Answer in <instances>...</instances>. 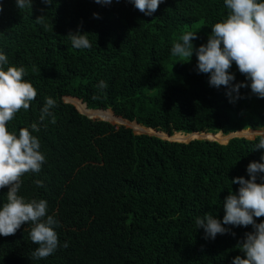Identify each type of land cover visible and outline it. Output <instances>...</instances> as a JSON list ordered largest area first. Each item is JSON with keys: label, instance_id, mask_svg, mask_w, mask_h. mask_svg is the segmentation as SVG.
I'll list each match as a JSON object with an SVG mask.
<instances>
[{"label": "trees", "instance_id": "trees-1", "mask_svg": "<svg viewBox=\"0 0 264 264\" xmlns=\"http://www.w3.org/2000/svg\"><path fill=\"white\" fill-rule=\"evenodd\" d=\"M0 4L5 70L23 67L24 79L37 90L29 109L8 122V130L32 131L45 98L57 104L50 110L56 122L46 117L40 131L32 132L45 162L38 173L21 178L18 195L46 200L47 214L59 222V246L43 259L33 257L38 245L30 239L31 223L15 235H0V264H231L235 256L243 257L239 244L254 230L251 225H225L229 231L212 239L197 229L196 219L211 214L222 222L225 198L240 187L231 181L249 179L250 162L264 163V149H255L264 137L171 141L92 120L60 99L80 97L92 108H111L167 135L206 132L217 138L264 130V98L251 92L235 62L229 70L235 75L232 83L249 85L235 102L225 86H211L210 74L197 70L195 49L226 18L224 0H163L152 16L131 0L107 5L32 0V8L24 9L16 0ZM77 31L87 33L90 48L72 46L68 35ZM189 31L198 36L192 57L173 56V45ZM101 81L106 88L98 87ZM74 101L94 118L103 113ZM7 191L0 189V208ZM254 219L264 222V217Z\"/></svg>", "mask_w": 264, "mask_h": 264}, {"label": "clouds", "instance_id": "clouds-1", "mask_svg": "<svg viewBox=\"0 0 264 264\" xmlns=\"http://www.w3.org/2000/svg\"><path fill=\"white\" fill-rule=\"evenodd\" d=\"M44 2L47 3L48 0H44ZM95 2L107 5L112 0H95ZM131 2L140 12L146 16H152L163 0H131ZM16 3L19 9L32 8V0H16ZM224 3L229 10L226 18L222 22L215 23L211 28L207 43L195 49L198 60L197 70L199 73L210 74L209 84L211 86L217 88L225 86L228 89L226 94L230 98V102H235L241 98L239 90L249 86L243 82L232 83L235 80V75L229 70L235 62L240 73L250 81L251 92L259 98H264V0H224ZM2 11L3 5L0 4V12ZM94 16L98 18V14L94 13ZM42 17L37 20H42ZM68 36L71 38L72 46L76 49L91 47L87 33L81 34L77 31L69 33ZM195 39H198L197 32L185 33L181 38L182 42L173 45L171 54L191 58L194 51L193 40ZM7 64V56L0 53V189H8L7 202L0 208V235L5 237L15 235L23 224L31 223L33 227L30 231V239L33 244L38 245L33 252V257L43 259L52 255L59 246L58 234L55 231L59 222L54 216L47 214L46 200H26L25 197L18 195V192L21 188V178L26 173H38L42 163L45 162V156L40 151V140L32 132L40 131V123L46 117L51 116V122H56L55 116L50 110L57 104L53 98L46 97L39 122H33L30 125L32 131L29 128H21L18 135L10 132L7 127L8 122L21 109H29L31 102L37 96V90L32 83L24 79L25 69L23 67L9 66L5 70L4 65ZM98 87L104 89L107 85L101 81ZM234 93L235 95H233ZM60 99L64 103L73 105L80 114L92 120L110 122L105 118L92 117L80 109L74 99L85 104L89 111H112L115 116L125 120L118 122L119 125L131 128L136 134L156 135L164 139L169 138L168 140L171 141H182L164 137L160 132H167L163 130L147 127L136 120L129 121L116 115L111 108H92L80 97L64 95ZM134 123L145 128L142 130L147 132L137 131ZM246 130L254 131V129ZM235 132L224 136H231ZM176 133L181 132H175L172 135ZM189 134L192 133L184 135ZM232 137L236 136L232 135L230 138ZM192 139L182 142H189ZM255 149H264V138L259 139ZM247 173L249 179L236 177L231 181L233 184H239L240 187L238 193L230 191L225 198L223 202L225 215L222 222L211 214H205L202 218L196 219V226L197 229H204L205 238L214 239L217 234L229 231L224 227L225 225L244 227L251 225L254 230L246 233L245 239L239 244L244 256H235L231 264H264V222L257 223L254 219L264 217V176L260 175L264 173V163L250 162L247 166ZM258 177L261 180L259 183L257 182ZM36 183L42 186L41 181H36ZM64 247H67L66 243Z\"/></svg>", "mask_w": 264, "mask_h": 264}, {"label": "rangeland", "instance_id": "rangeland-1", "mask_svg": "<svg viewBox=\"0 0 264 264\" xmlns=\"http://www.w3.org/2000/svg\"><path fill=\"white\" fill-rule=\"evenodd\" d=\"M109 114V113H108ZM111 115V114H110ZM95 117H100V118H110L109 116H107L106 114L102 113L101 115H93ZM113 116V115H112ZM110 122L116 124V125H119L120 123H118L117 121H113L111 120ZM140 128V127H139ZM139 131H141L142 129H137ZM263 129L261 130H240V131H236L234 134H231V136H236V137H240V136H243V137H246V138H254L256 135H261L262 137H264V130L262 131ZM164 137H170L171 139H177V140H182V141H186L184 139H187L188 138H209L208 136H210V134L208 135L207 133H192V134H189V135H184V134H181V133H176L174 135H167L166 133H161ZM231 136H226V137H217V138H213L212 136H210L209 139H215L219 142H222V143H226L229 138ZM169 139V138H168Z\"/></svg>", "mask_w": 264, "mask_h": 264}, {"label": "bare ground", "instance_id": "bare-ground-1", "mask_svg": "<svg viewBox=\"0 0 264 264\" xmlns=\"http://www.w3.org/2000/svg\"><path fill=\"white\" fill-rule=\"evenodd\" d=\"M99 111H102V110H99ZM104 114H106L107 116H109L110 118H107L108 120H113V121H117V122H121V121H125L124 119H122L121 117H118V116H115L112 111L110 110H107V111H102ZM109 113V114H108ZM111 114V115H110ZM113 115V116H112ZM135 127V125H134ZM135 129H137L135 127ZM145 129V128H144ZM171 136V135H170Z\"/></svg>", "mask_w": 264, "mask_h": 264}, {"label": "water", "instance_id": "water-1", "mask_svg": "<svg viewBox=\"0 0 264 264\" xmlns=\"http://www.w3.org/2000/svg\"><path fill=\"white\" fill-rule=\"evenodd\" d=\"M142 132H147L146 130H142Z\"/></svg>", "mask_w": 264, "mask_h": 264}]
</instances>
